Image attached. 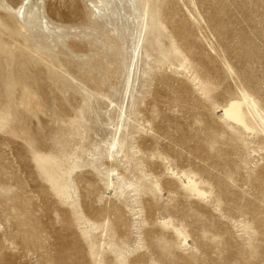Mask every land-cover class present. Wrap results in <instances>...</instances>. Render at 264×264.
<instances>
[{
	"label": "rangeland",
	"instance_id": "1",
	"mask_svg": "<svg viewBox=\"0 0 264 264\" xmlns=\"http://www.w3.org/2000/svg\"><path fill=\"white\" fill-rule=\"evenodd\" d=\"M110 1L0 0V264H264V0Z\"/></svg>",
	"mask_w": 264,
	"mask_h": 264
},
{
	"label": "bare ground",
	"instance_id": "2",
	"mask_svg": "<svg viewBox=\"0 0 264 264\" xmlns=\"http://www.w3.org/2000/svg\"><path fill=\"white\" fill-rule=\"evenodd\" d=\"M99 1V0H98ZM124 1V0H123ZM132 1V0H131ZM139 1V8L140 7H142V9L144 10L143 12H140V13H142V14H145V16H147V18L149 19L150 18V15H151V3H152V0H138ZM92 2V1H91ZM94 2V1H93ZM110 2H112V0L110 1ZM108 3V2H107ZM114 3V2H113ZM129 3V2H128ZM110 4V3H109ZM112 4V3H111ZM105 5H103V7H104ZM155 6V5H154ZM107 7H110V6H108L107 5ZM137 7V6H136ZM154 8V7H153ZM99 9V8H98ZM141 9V8H140ZM155 9V8H154ZM20 11H21V9H20ZM141 11V10H140ZM24 13V12H23ZM22 13V14H23ZM60 13V12H59ZM19 14H21L20 12H19ZM31 14H32V12H31ZM141 15V14H140ZM84 15H83V13L82 12H80V11H77V10H73L72 12H70L69 14H67L66 15V17L67 18H69L70 20L73 18V19H75V18H78V19H83L84 17H83ZM142 17H143V15H142ZM146 18V17H145ZM144 19V18H143ZM147 19V20H148ZM148 21H146V23H147ZM149 23V22H148ZM146 25H148L149 26V24H146ZM150 30V33L153 31H151V29H149ZM14 34H16L17 35V32L16 31H14L13 32ZM149 34V33H148ZM156 34V33H155ZM154 34V35H155ZM173 35V34H172ZM150 38V37H149ZM149 38H148V40H149ZM153 38H154V36H153ZM148 40H146V41H148ZM150 40H151V38H150ZM154 40V39H153ZM172 40V39H171ZM177 41V40H176ZM152 42H154V41H152ZM171 42V41H170ZM106 47H108V51H111V52H108V53H106V52H104V53H102V51L101 50H95V52H88L87 53V56L88 55H90L89 57H92V58H95L96 56H98V55H108V57H109V59L111 60V64H113V66H115V67H117L118 66V64L120 63L121 64V62L122 61H124L125 59H123V58H125L124 57V55L121 53V51H119V41H118V39H116V37L114 38V37H111V38H107V40H106ZM156 43V47H154V50L153 51H159L160 53L162 52V50L164 49H162V47H161V45L159 44L160 42L159 41H157V42H155ZM173 43V42H172ZM175 43V42H174ZM151 44V43H150ZM171 44V43H170ZM154 45V44H153ZM173 45V44H172ZM175 45V44H174ZM150 46V45H149ZM153 47V46H152ZM152 47H151V49H152ZM167 47V46H166ZM181 47V46H180ZM149 48V47H148ZM148 48H146V49H148ZM172 48V47H171ZM136 49H139V50H141V45L139 46H137L136 47ZM166 49V48H165ZM167 49H169L168 47H167ZM175 49H176V47H175ZM174 49V51H176ZM180 49H182L183 50V48H180ZM138 50V51H139ZM150 50V49H149ZM149 50L147 51V52H149ZM172 50V49H171ZM135 51V50H134ZM164 51V50H163ZM168 51V50H167ZM178 51H181V50H178ZM190 52V51H189ZM153 53V52H152ZM151 53V54H152ZM157 53V52H156ZM137 54H139V53H137ZM165 54V53H164ZM180 55V57H181V53H179ZM183 55L184 54H186V53H182ZM187 54H189V53H187ZM186 54V55H187ZM134 55H135V53H134ZM178 55V54H177ZM191 55H192V53H191ZM137 56V55H136ZM133 57V59H131V61H130V64H128L127 65V74H126V82L128 83V85L131 83V81L133 80V78H136V76H135V74L137 73L136 72V70H137V65L135 64V59L137 60V58L138 57ZM185 56V55H184ZM184 56H182V57H184ZM158 57V56H157ZM189 57H192V56H190L189 55ZM132 58V57H131ZM185 58H186V56H185ZM156 59V58H155ZM183 59V58H182ZM193 59H195V58H193ZM185 60V59H184ZM138 61V60H137ZM183 61V60H182ZM139 65V64H138ZM138 71V70H137ZM107 73L108 72H106L105 71V75H102V78L101 77H89V76H86L84 79H81V80H84L83 82L85 83V84H88L90 87H91V89L93 90V91H95V92H97V93H99L100 92V90H101V88L104 86V84L107 82V80L106 79H108V76H106L107 75ZM109 74V73H108ZM110 75V74H109ZM137 75V74H136ZM135 76V77H134ZM131 85V84H130ZM131 87V86H130ZM240 89V88H239ZM241 96V95H240ZM242 98V97H241ZM233 99V98H232ZM231 99V101H229L228 103H227V105L224 107V109H223V111H224V117H225V119H227V120H229V121H231L232 123H236V124H238V125H241V126H244V127H247V124H248V120H247V118H246V113H245V110L247 109V108H251V110H253V113L254 112H257V110H258V104H257V102H255L253 99H251L250 98V96L247 94V93H244L243 94V99H242V101L239 99V100H237V99H234V100H232ZM248 106L245 110H244V108H245V106ZM248 111V110H247ZM259 111V110H258ZM123 112V111H122ZM250 113V112H249ZM123 114V113H122ZM252 114V113H251ZM250 115V114H249ZM248 115V116H249ZM77 116V115H76ZM254 116V115H253ZM248 118H250L251 119V116L250 117H248ZM250 119H249V121H250ZM0 120H1V118H0ZM257 120V119H256ZM260 120V119H259ZM259 120H257V121H259ZM260 123V122H259ZM249 125V124H248ZM20 128H22V127H20ZM243 128V127H242ZM244 129V128H243ZM115 147H116V144H115V142L113 141L110 145H109V149H108V151L109 152H111L113 149H115ZM36 150H38V149H34V150H32L31 152L36 156ZM39 152V151H38ZM113 153V152H112ZM38 155V154H37ZM112 155V154H111ZM43 157V156H42ZM44 158H46L45 156H44ZM36 160V159H35ZM43 161H44V159H42ZM33 161H34V156H33ZM98 161V160H97ZM45 162H46V160H45ZM43 165V164H42ZM47 166H50L49 164L47 165ZM40 167V166H39ZM39 167H37V168H39ZM46 167V166H45ZM46 169H48L47 167H46ZM188 186V185H187ZM193 188H194V186H193Z\"/></svg>",
	"mask_w": 264,
	"mask_h": 264
}]
</instances>
